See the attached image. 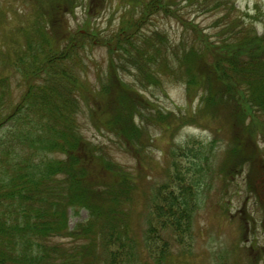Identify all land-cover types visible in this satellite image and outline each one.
I'll return each instance as SVG.
<instances>
[{"label":"trees","instance_id":"1","mask_svg":"<svg viewBox=\"0 0 264 264\" xmlns=\"http://www.w3.org/2000/svg\"><path fill=\"white\" fill-rule=\"evenodd\" d=\"M178 1L153 0L146 17L174 12ZM32 2L37 7L36 20L25 36L32 33L33 37L22 51L14 53V59H7L21 76L25 92L7 115L0 110V264H84L86 260L91 264H138L139 253L129 229L128 205L135 188L132 177L82 135L79 114L83 101L97 129L122 139L139 158L147 150L148 138L137 120H143L149 104L119 77L114 58L98 91L89 90L72 72L79 51L85 50L90 39L97 40L96 33L79 30L73 33L79 40H69L68 16L75 14L78 0ZM211 2L216 5L211 9L225 14L222 26L228 25L235 7L229 2ZM152 5L159 9L152 11ZM141 21L123 22L110 48L112 56L128 53L130 62L129 48L137 50V58L132 59L136 67L144 64L147 54L135 45ZM233 29L228 32L234 34ZM241 30L235 33L240 39L234 43L211 41L197 32V45L184 51L179 62L186 65L187 95L198 96L200 109L207 114H225L233 128L235 154L252 165L255 160L261 162L260 173L264 174V147L258 144L260 139L264 144V35L253 28ZM162 41L166 42L165 52L158 58L165 60L170 46L167 38ZM5 85H11L10 76L0 78V87ZM8 95L1 91L0 108ZM155 114L165 116L159 120L169 128L182 121L161 111ZM187 153L194 156L191 165L199 168L202 150L187 147L172 152L171 157L184 158ZM236 166L227 158L222 173L228 178ZM172 167L168 181L155 188L149 211L144 251L154 264H166L171 241L183 243L190 235L198 208L199 181L190 180L188 172L183 175L177 163ZM259 206L264 210V203ZM81 209L89 212V219L72 230L70 211ZM55 237L79 244L70 251L65 245L41 243Z\"/></svg>","mask_w":264,"mask_h":264},{"label":"rangeland","instance_id":"2","mask_svg":"<svg viewBox=\"0 0 264 264\" xmlns=\"http://www.w3.org/2000/svg\"><path fill=\"white\" fill-rule=\"evenodd\" d=\"M152 1L78 0L75 14L68 16L69 40H79L73 34L78 30L82 34L86 31L97 34V40L85 42V50L79 51L75 66L71 64L72 72L80 81L91 91L100 90L114 58L119 77L144 95L149 104L143 113V120H137L146 129L143 130L144 137L149 139L146 140L147 150L142 151L139 158L133 156L130 152L133 148H127L122 139L104 129L101 132L97 129L91 110L83 101L79 114L82 135L132 177L135 188L128 205L131 212L129 229L139 253L138 264H154V260L144 251L149 211L155 188L168 181L170 173L174 171V162L182 168L183 175L188 172L190 180L199 181V196L191 233L183 243L171 241V257L166 264H264V210L259 206L264 203L261 162L255 160L252 165L235 154L233 128L227 124L225 114L220 112L213 117L200 109L198 96L187 95L186 65L181 66L179 62L184 51L195 43L197 45V32L211 41L231 43L240 39V36L236 38L235 33L242 32V27L253 28L259 36H263L264 0H219L221 4L229 2L235 7L232 21L223 26L220 21L225 14L211 9L216 6L211 0L192 4L179 0L174 7L175 13L169 10L165 11L167 15L160 12L146 17ZM155 6L152 5V11L159 9ZM35 11L37 7L32 0H0V78H11V85L0 87V94L2 90L9 94L5 106L0 108L6 115L25 92L21 76L7 59H14V53L22 51L28 40L32 39L33 34L27 38L25 30L35 22ZM128 21H141L135 45L141 53H147L142 66L133 64L137 50L128 47L132 53L131 62L128 61V53L120 51L117 56L110 54L120 25ZM230 27L234 28V34L228 32ZM156 33L160 36H156ZM163 38L168 39L170 46L165 60L158 58L160 52H165L166 42L162 41ZM148 40L151 42L148 43ZM153 70L156 72L154 75L149 73ZM157 111L172 114V118L182 121L174 122L173 127L169 128L159 120L165 116L155 114ZM258 144L264 147L263 140L260 139ZM187 147L204 153V158L198 162L199 168L191 165L194 161L191 153L184 158L177 156L172 159V152L179 153L180 149ZM227 158L235 166L237 164L228 178L222 173V165ZM69 219L70 228L74 230L88 221L89 212L85 209L71 210ZM41 243L48 246L65 245L70 251L79 244L59 237ZM35 251H38L37 247ZM88 263L91 264L86 260L84 264Z\"/></svg>","mask_w":264,"mask_h":264}]
</instances>
